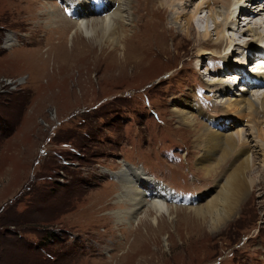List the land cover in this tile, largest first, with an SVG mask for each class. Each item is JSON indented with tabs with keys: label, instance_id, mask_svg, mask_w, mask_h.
<instances>
[{
	"label": "rangeland",
	"instance_id": "374dc122",
	"mask_svg": "<svg viewBox=\"0 0 264 264\" xmlns=\"http://www.w3.org/2000/svg\"><path fill=\"white\" fill-rule=\"evenodd\" d=\"M59 1L0 0V264H264V168L258 162L249 173L254 189L218 232L210 234L205 227L211 237L185 235L179 212L157 229L143 224L149 205L128 223L116 216L117 210L131 208L123 187L137 185L136 178H126L132 168L162 183L172 200L179 198L171 201L168 194L164 203L169 209L189 214L205 194L217 192L231 163L226 160L209 171L200 167L194 132L174 113L175 100L185 97L207 115L221 116L220 108L211 106L220 101L213 97L216 88L207 87L213 73L204 70L203 60L199 66L194 59L207 0L173 5L171 0H126L125 19L112 16L120 44L114 52L143 58L146 66L131 68L129 62L115 71L105 69L103 60L98 67L93 59L96 67L86 62L72 67L71 58L86 40L72 39L80 31ZM51 11L54 17L48 16ZM187 15L198 19L190 40L184 38ZM242 18L237 21L239 41L250 42ZM215 19L222 21L218 15ZM207 28L213 36L211 20ZM235 47L239 54L228 56L223 47L224 55L203 62L215 72L227 71L226 60L237 67L244 54ZM101 50L102 55L93 51L94 57L112 58L106 46ZM230 85L235 93L242 83ZM255 89L248 95L261 98L264 88ZM228 126L247 128L242 120H230ZM250 139L259 152V144ZM134 193L142 192L135 188Z\"/></svg>",
	"mask_w": 264,
	"mask_h": 264
},
{
	"label": "bare ground",
	"instance_id": "6f19581e",
	"mask_svg": "<svg viewBox=\"0 0 264 264\" xmlns=\"http://www.w3.org/2000/svg\"><path fill=\"white\" fill-rule=\"evenodd\" d=\"M162 1L167 4V0ZM176 1L179 2V0H171L170 5L176 4ZM247 1L255 0H242L240 2H235L234 0H207L205 2V8L207 9L206 14L208 16L206 15V18L202 22L204 23V25L202 27V30H200L201 32L197 30L198 32L196 36H198L199 40H201V43L199 41L200 44L196 48L197 51L194 54V59L199 62L200 66L202 60L204 61V59H214L217 58L216 56L222 55L223 53H221L220 51L223 47L224 49L222 50V52L227 50L228 53H226V55L228 56L230 54L233 55L234 53L239 54V52H237L235 49V46H238L237 49H240V53L244 54L242 57L243 62H239V65H237L236 67L234 63H228L227 60L226 62L223 61L224 70L227 69L230 74L241 76L242 79L243 76H248L249 79H251L252 77L253 80L257 81L258 83H264V77L259 76V74L249 75L248 71L243 67L245 66V64H248L249 67V65L257 62L258 60H261L258 59V57H255V55L252 58H247L246 51L255 49L257 51V55L259 54V52L262 54L264 53V51L261 50L264 45V10L262 8H257L256 3H254L253 6L251 5V8H246L245 6L248 5L246 4ZM73 2V0H63L62 2L64 4H68L70 8L74 9V12L76 14L75 23L80 32L79 34H75V37H73L72 39L75 40L78 38V36L84 37L86 42L84 46L82 45V48L78 47V50H76L77 57L74 59H72L73 57L71 58L70 63L72 64V67L81 66V64H85V62L86 65L96 67V65L91 64V59L95 60L96 63L98 62V67L100 61L103 60V66H106L105 69L113 68V71L117 70L118 68H126L130 63L134 64L131 66V68L136 69L142 67L143 64V66H146L145 62L142 61L144 60L143 58L136 57L132 54H125L124 52L118 56L117 53H115L116 51L114 52V49L116 50V48H118L120 44L116 41L115 29L112 23V16L114 15L120 17L123 20L125 19L126 12L123 14L122 11L124 10L123 5H128V2L126 0H99L96 2L93 1V3L90 0H85L74 6ZM98 6L101 8L98 13H95V9L97 11ZM116 6H118V8H116ZM47 7H49V5ZM220 7L221 10L219 11L218 8ZM233 7L234 11L231 10ZM53 14L54 13L51 11L48 16H53ZM217 15L218 17H222L221 22L216 21L215 17ZM240 16H242L244 18V21L246 22L242 26L247 28L248 33L252 37V40H249L250 42L239 41L241 38L240 35L242 33V30H240V28L238 27L237 21ZM182 18L183 17H181V19ZM156 19L158 20V18ZM197 20L198 19H193V15H189L185 19L184 28L186 30L184 31L186 32V36H184V38L186 40H190L189 35L190 30H192L191 25L193 23H196ZM208 20H211L213 23V36L210 35L211 32H209L207 28ZM231 27L236 28L234 30H231ZM230 30L231 32L236 31L237 33L235 34L234 32L230 34L228 32ZM256 42H260L261 44H258ZM103 46H106L107 48L105 54H111L112 58H110V56L108 55L103 57L101 56V47ZM122 49L125 50L126 48L123 47ZM97 50L100 51L101 55L99 54V57H94L93 51ZM58 57H61V55L59 54ZM61 59V61L63 62L66 60L65 57ZM203 61L202 63L205 68L204 70L206 72H212L214 76V82L209 86L207 84L206 85L210 91H214L213 88H216L213 93V97L215 95V98L217 99L218 97L220 101L219 104L213 103V105L211 106L213 107V109L215 108L214 110L220 108V118H215L213 116L207 115L201 109L198 103L188 100L185 97L175 100V103L177 105L176 108H174V113L180 124L191 126V132H194L195 147L201 149V153L197 158V164H199L200 167L209 171L210 168L217 167L220 165V163L225 162L226 160L231 161L230 165L225 168L224 175L220 177V180L216 184L215 189H218L217 192L212 195H210L211 193H208L207 195L205 194V201L203 200L202 203L198 202L199 206L195 205L197 204V200L194 199L192 202L195 203L193 204L195 205V207L194 210H190L191 212L189 214H187L188 212L185 213L184 211L175 208L169 209L168 206H166L164 203V201L166 200V196H168L166 190H164V188H162L157 182H155V180L147 178V175H143L141 170L138 171L137 169L132 168V166H128L131 167L132 170L127 171L129 174L126 175V178H136L137 185L135 188H138L142 193H138L135 195V188L130 186L129 182L126 186L123 187L125 192L129 194L128 203H131V208L127 211H116L118 222L128 223L130 219L132 220L140 214L139 211L141 208L142 210L144 209V205H149L151 208L142 218L143 224L146 225L147 222L150 225L155 226L153 227V229H157L158 224L163 223L164 221L169 224L167 220L173 219L174 214L178 215L177 212H179L182 213L180 215L184 223L183 229H187L185 235H199L201 236L202 240L206 236L211 237L210 234H213V232H218L220 230L219 227L222 226L236 213L241 199L243 201V199L247 197L249 193L254 189V180L249 175L250 170L251 168H253V165L256 162L261 163V167L264 168V89L262 90L263 94H260V96L262 95L261 98L258 96H253V98L250 97L248 95V89L250 88L246 86L242 88V85L240 86L241 88L239 92L234 93L228 87V85L231 86L230 84H228L230 82L229 77L231 75H226L223 71L215 72L212 69V66L207 65ZM235 61L236 60H234V62ZM59 64L60 62L58 61L57 65ZM225 76H227L228 78L225 79ZM254 87L259 88V86ZM256 90L258 89L253 88V92H255ZM255 94L257 93H254V95ZM197 119L201 120L200 122H202L199 131L196 127ZM230 120H235V122L237 123L240 120L245 121L247 125L246 130H233V128H230L228 126ZM248 137H251L252 140L254 139V142H257L259 144V152H254L255 149L251 146V144L247 142ZM143 193L147 197L152 198V200H150V204L146 202V196ZM121 200H123V198ZM151 213H153L154 216H151ZM163 218L165 220H163ZM176 221H178L177 216ZM173 225H175V223H173L171 226ZM206 226H208L210 229L209 232L211 233L209 235L204 233ZM179 240L181 241L180 236Z\"/></svg>",
	"mask_w": 264,
	"mask_h": 264
}]
</instances>
